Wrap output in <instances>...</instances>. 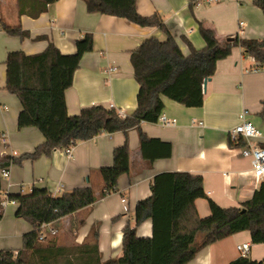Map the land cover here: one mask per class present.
<instances>
[{"label":"crops","instance_id":"crops-1","mask_svg":"<svg viewBox=\"0 0 264 264\" xmlns=\"http://www.w3.org/2000/svg\"><path fill=\"white\" fill-rule=\"evenodd\" d=\"M27 0H0V158L20 157L32 152L44 137L35 127L19 129L17 117L20 103L5 88V57L10 51L25 54L43 51L52 42L63 54L75 51L76 40L85 33L92 35L93 48L82 55L73 81L65 90L68 115H76L87 106L100 105L129 114L136 109L138 84L135 81L130 52L146 38L164 40L156 27H143L122 17L90 13L82 0H56L47 11L36 18L19 13V6ZM253 0H198L190 9L188 0H135L137 12L143 17L157 14L176 39L183 55L187 46L185 36L197 49L204 46L198 33V22L214 30L216 38L226 41L234 36L243 39H262L264 19ZM20 26L28 32L25 37L8 34L3 25ZM115 68L113 71L112 69ZM202 107H184L163 98V114L175 119L174 124L144 122L141 130L150 138L171 144V157L155 159L151 164L140 155V141L136 129L101 133L88 141L77 142L70 156L62 148L36 160L24 159L20 165L7 166L9 177L2 181L0 198L45 188L53 197L73 188L92 187L100 192L102 180L98 170L111 166L112 152L128 140L129 173L117 183L118 190L98 198L89 207L60 218L51 224L60 243H82L92 226L98 228L99 251L103 260L120 255L121 236L125 225H134L136 203L151 195L154 176L162 172H190L202 177L207 196L220 207L238 206L251 198L258 183L252 175L251 159L240 148L229 145V131L239 123L238 115L246 112V119L264 131V116L260 115L264 100V68L257 67L252 56L234 46L230 55L218 60L215 73L206 83ZM201 123V124H200ZM126 138V139H125ZM259 145L264 139L258 141ZM199 217L209 215L206 199H196ZM0 221V250H19L21 237L31 225L15 218L16 204H8ZM151 220L137 229V237L151 236ZM16 241V246L12 245ZM248 242L252 260L264 264V243H251L247 231H240L198 251L188 264H224L240 257L236 246ZM20 246V247H18Z\"/></svg>","mask_w":264,"mask_h":264},{"label":"trees","instance_id":"trees-1","mask_svg":"<svg viewBox=\"0 0 264 264\" xmlns=\"http://www.w3.org/2000/svg\"><path fill=\"white\" fill-rule=\"evenodd\" d=\"M55 1L27 0L18 10L20 14L36 18ZM82 1L90 13L119 16L143 27L156 26L164 34V40L151 36L130 52L138 84L137 107L124 116L114 108L100 105L87 106L79 114L68 115L65 90L72 84L73 73L82 55L93 48L90 33L76 40L75 51L69 54L61 53L52 42L36 54L10 51L5 57L4 89L16 96L20 103L17 125L19 129L35 127L43 135L44 142L20 157H1L0 169L20 165L24 159L33 161L41 155L48 156L56 148L71 147L101 133L122 131L126 136L133 128L138 132L143 160L151 164L155 159L170 158L171 144L148 137L140 127L142 121L157 122L165 108L163 98L184 107H202L204 79L214 75L218 60L229 56L234 46H239L246 56H252L257 67L264 68V37L243 39L234 36L233 41H220L214 30L200 21L198 33L204 46L197 49L188 38L180 36L187 46V53L183 55L160 16H141L135 0ZM197 2L188 0L190 9ZM252 3L260 8L264 19V0H253ZM3 27L12 36L22 38L28 35L18 25L4 24ZM262 104L260 115L264 116V100ZM229 145L242 147L245 141L240 138L236 143L229 141ZM260 146L264 147V143ZM112 156V165L98 170L102 180L98 195L92 187L73 188V191L57 197L45 188L11 195L10 198L16 201L14 217L27 222L32 229L22 235V247L16 253L0 250V264H188L202 248L240 231L250 234L252 244L264 243V181L258 183L250 199L238 206L220 207L207 196L200 175L179 171L154 176L151 195L136 203L134 225L127 224L122 230L120 255L102 259L96 226L91 227L82 243L62 244L58 235H46L39 241L42 223L53 224L118 190V179L129 173L127 139L113 150ZM1 184L0 178V187ZM199 198L208 202L210 213L206 218L198 215L195 200ZM3 216L0 205V221ZM147 219L151 220V236L137 237V229ZM261 263V260L240 256L224 264Z\"/></svg>","mask_w":264,"mask_h":264},{"label":"built area","instance_id":"built-area-1","mask_svg":"<svg viewBox=\"0 0 264 264\" xmlns=\"http://www.w3.org/2000/svg\"><path fill=\"white\" fill-rule=\"evenodd\" d=\"M208 2L216 1V0H207ZM113 71L115 68L112 69ZM204 91V90H203ZM113 106L110 105L111 109ZM119 115H125V113L120 110L117 111ZM246 112L242 111L238 115V119L240 120L239 123L236 124L230 131V141L232 143H236L240 138L245 141V145L240 148V152L243 156L249 157L251 159V168H252V175L256 179H264V147H261L258 141L264 139V131L259 130L256 126L250 122L245 117ZM163 125H170L174 124L176 121L173 118L168 119L165 114L161 113L157 119ZM201 124V123H200ZM0 143L5 144V136H0ZM71 147L63 148L64 153L66 156H70L72 152ZM8 168L0 169V178L1 181L6 180L9 177ZM1 208H5L8 204H16L14 199L10 197L0 198ZM56 234V230L51 226L49 223H42L40 226V234L38 236V240L42 241L46 235L54 236ZM250 244L248 242L241 243L236 246V251H238L239 255L242 257L248 256L250 250ZM15 253L17 251H14Z\"/></svg>","mask_w":264,"mask_h":264},{"label":"water","instance_id":"water-1","mask_svg":"<svg viewBox=\"0 0 264 264\" xmlns=\"http://www.w3.org/2000/svg\"><path fill=\"white\" fill-rule=\"evenodd\" d=\"M228 41H233V38H228ZM209 78H205L202 84L203 90L206 91L207 87H206V83L208 82Z\"/></svg>","mask_w":264,"mask_h":264},{"label":"rangeland","instance_id":"rangeland-1","mask_svg":"<svg viewBox=\"0 0 264 264\" xmlns=\"http://www.w3.org/2000/svg\"><path fill=\"white\" fill-rule=\"evenodd\" d=\"M22 223H24V224L26 223V224L28 225L27 222H24V221H23ZM29 225H30V224H29ZM200 237H201V236H200ZM12 242H13L12 245H13V246H16V244H17L16 241H12ZM18 247H20V246H18ZM13 251H14V250H13ZM15 251H17V250H15Z\"/></svg>","mask_w":264,"mask_h":264}]
</instances>
